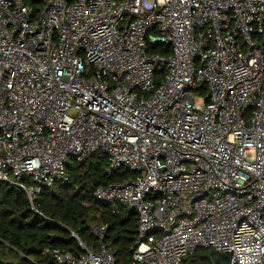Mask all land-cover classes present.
I'll use <instances>...</instances> for the list:
<instances>
[{
    "label": "built area",
    "instance_id": "2783aa9c",
    "mask_svg": "<svg viewBox=\"0 0 264 264\" xmlns=\"http://www.w3.org/2000/svg\"><path fill=\"white\" fill-rule=\"evenodd\" d=\"M92 151L130 173L94 194L137 212L131 258L95 224L56 264H264V0H0V182L33 207Z\"/></svg>",
    "mask_w": 264,
    "mask_h": 264
},
{
    "label": "trees",
    "instance_id": "16d2710c",
    "mask_svg": "<svg viewBox=\"0 0 264 264\" xmlns=\"http://www.w3.org/2000/svg\"><path fill=\"white\" fill-rule=\"evenodd\" d=\"M151 48L167 52L158 44ZM109 158L102 151H92L84 159L68 165V180L43 187L33 199L8 182H0V264H56L47 248H60L77 255L82 248L79 239L88 245H98L92 232L95 224L104 225L102 242L113 248L121 263L131 258V248L138 235V214L117 204L96 198L101 185L122 181L130 173L121 169L107 173ZM75 233L78 238L73 235ZM182 264H231L228 254L211 247L189 253Z\"/></svg>",
    "mask_w": 264,
    "mask_h": 264
},
{
    "label": "rangeland",
    "instance_id": "374dc122",
    "mask_svg": "<svg viewBox=\"0 0 264 264\" xmlns=\"http://www.w3.org/2000/svg\"><path fill=\"white\" fill-rule=\"evenodd\" d=\"M70 162H71V164H74V162H75L74 158H72V159L70 160Z\"/></svg>",
    "mask_w": 264,
    "mask_h": 264
},
{
    "label": "water",
    "instance_id": "95a60500",
    "mask_svg": "<svg viewBox=\"0 0 264 264\" xmlns=\"http://www.w3.org/2000/svg\"><path fill=\"white\" fill-rule=\"evenodd\" d=\"M138 243L135 244V246L137 245Z\"/></svg>",
    "mask_w": 264,
    "mask_h": 264
}]
</instances>
